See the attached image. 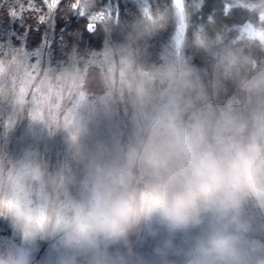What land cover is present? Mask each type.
Segmentation results:
<instances>
[{
    "label": "clouds",
    "instance_id": "1",
    "mask_svg": "<svg viewBox=\"0 0 264 264\" xmlns=\"http://www.w3.org/2000/svg\"><path fill=\"white\" fill-rule=\"evenodd\" d=\"M246 40L201 27L204 68L178 58L125 81L138 116L127 140L89 148L78 133L55 168L33 150L0 156V264H41L42 244V264H264V68L246 52L264 50V28Z\"/></svg>",
    "mask_w": 264,
    "mask_h": 264
},
{
    "label": "rangeland",
    "instance_id": "2",
    "mask_svg": "<svg viewBox=\"0 0 264 264\" xmlns=\"http://www.w3.org/2000/svg\"><path fill=\"white\" fill-rule=\"evenodd\" d=\"M202 1L70 0L69 5L77 16L87 19L85 27L89 31L95 26L101 28L103 40L100 45L94 43L82 50L76 49L79 46L74 43L76 46L71 45L66 61L60 64L50 61L47 49L51 21L47 22L42 42L32 50L17 43L13 33L0 29V156L5 158V163L9 158L16 159L25 151L33 150L50 168H55L71 159L70 141L78 133L89 148L101 140L108 143L127 140L132 122L138 116L131 106L132 96L125 81L178 58H191L195 65L205 67L206 58L202 54L198 56L202 63L194 62L193 52L197 49L192 51L190 44L182 50L174 45L177 33H185L189 41L190 27L192 37L200 30L204 22H200L202 16L197 10ZM221 2L224 13L238 7L248 13L232 35L219 34L224 44L243 45L247 43L246 33L264 28V0ZM208 3H214L211 10L218 8L216 0ZM184 11L188 13L186 21L181 15ZM161 13L166 17L165 26L145 34L142 19ZM89 23L93 25L91 30ZM258 48L246 49V52L256 58L257 68H264V50ZM90 65L100 71V86L91 96L79 85ZM206 78L211 79L210 73ZM8 236H11L10 228L0 221V238ZM47 249V244L41 245L35 255L37 262L42 264Z\"/></svg>",
    "mask_w": 264,
    "mask_h": 264
},
{
    "label": "trees",
    "instance_id": "3",
    "mask_svg": "<svg viewBox=\"0 0 264 264\" xmlns=\"http://www.w3.org/2000/svg\"><path fill=\"white\" fill-rule=\"evenodd\" d=\"M216 1L218 2L216 10L210 9L215 2L207 5L208 0H204L199 5L197 11L201 12L200 22H204L201 27L209 34H220L223 37L228 33L232 35L233 29L238 28L247 19L248 13L245 9L239 7L224 13L222 6H220L221 0ZM33 2L37 7L41 8L40 12L27 11L28 4ZM69 2L70 0H61L59 7L49 12L43 5L42 0H0V29L13 33L12 37L17 40V43H20L25 49L32 50L37 48L42 42L45 29L47 28V19H51L50 38L47 44L49 58L54 64L63 63L72 49L71 45H77L79 47L76 49L82 50L86 47L94 46V43L100 45L103 40L99 31L101 28L95 26V29L89 31L85 27V23L87 24L88 22L87 19L84 16H77L76 11L72 10ZM22 8L24 9L23 18H16L10 14L12 10L19 14ZM206 14L212 16L210 17L212 22H210V18L206 17ZM41 15L46 18V23L38 22V18ZM205 18L209 21L205 22ZM211 26L213 27L212 30H210ZM188 34V39L191 42L193 39L191 27ZM15 35L17 36L15 37ZM189 41L188 44H190L193 51L196 48ZM200 54L204 56L199 50L193 52L194 62L200 61L202 63L203 60L201 58L198 60ZM99 72L97 66L90 65L86 68L84 76L79 81L80 87L89 96L94 95L98 91L100 86L98 83ZM25 118L26 116H24ZM24 122L25 120L20 125Z\"/></svg>",
    "mask_w": 264,
    "mask_h": 264
},
{
    "label": "snow or ice",
    "instance_id": "4",
    "mask_svg": "<svg viewBox=\"0 0 264 264\" xmlns=\"http://www.w3.org/2000/svg\"><path fill=\"white\" fill-rule=\"evenodd\" d=\"M42 3L48 9V11L51 12L54 9L59 7L61 0H42ZM23 11H24V9L22 8L21 12L19 14H17L14 10H12L10 12V14L16 18H23ZM27 11H29V12H40L41 8L37 7L33 2V3L28 4ZM50 21H51V19H47V22H50ZM38 22L39 23H46V18L43 15H41L38 18ZM88 27L91 30L93 25L91 23H89Z\"/></svg>",
    "mask_w": 264,
    "mask_h": 264
}]
</instances>
